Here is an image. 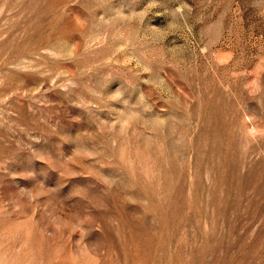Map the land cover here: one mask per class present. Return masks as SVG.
Wrapping results in <instances>:
<instances>
[{
	"label": "rangeland",
	"instance_id": "rangeland-1",
	"mask_svg": "<svg viewBox=\"0 0 264 264\" xmlns=\"http://www.w3.org/2000/svg\"><path fill=\"white\" fill-rule=\"evenodd\" d=\"M0 264H264V0H0Z\"/></svg>",
	"mask_w": 264,
	"mask_h": 264
}]
</instances>
